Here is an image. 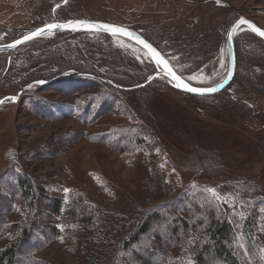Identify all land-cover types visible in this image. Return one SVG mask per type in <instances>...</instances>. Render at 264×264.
<instances>
[{
    "label": "rangeland",
    "instance_id": "obj_1",
    "mask_svg": "<svg viewBox=\"0 0 264 264\" xmlns=\"http://www.w3.org/2000/svg\"><path fill=\"white\" fill-rule=\"evenodd\" d=\"M239 17L264 29V0H0V43L53 21L106 22L133 29L181 76L206 82L226 64L225 36ZM234 46V80L211 96L185 94L166 78L132 89L157 68L139 47L114 36L57 32L0 53V99L33 81L54 80L0 105V192L6 193L5 172L18 168L36 192L31 227L44 229L43 237L22 243L18 264H89L106 255V264H187L202 194L214 199L217 212L223 205L242 218L233 222L236 246L240 253L241 244L249 248L240 233L252 231L257 249L247 258L264 264V42L242 28ZM66 72L87 80L56 79ZM110 95L97 115L83 113V105ZM117 131L124 132L119 147L109 139ZM232 196L235 208L223 200ZM48 198L62 201L60 216ZM3 200L0 208L10 209L0 215V257L27 220L18 191ZM155 210L159 223L126 248ZM176 218L190 225L180 242L172 231Z\"/></svg>",
    "mask_w": 264,
    "mask_h": 264
},
{
    "label": "trees",
    "instance_id": "obj_2",
    "mask_svg": "<svg viewBox=\"0 0 264 264\" xmlns=\"http://www.w3.org/2000/svg\"><path fill=\"white\" fill-rule=\"evenodd\" d=\"M147 39V38H145ZM148 40V39H147ZM149 41V40H148ZM152 43V42H151ZM156 48H158L154 43H152ZM66 81H86V78H77L73 77L71 79H64ZM113 95L107 96L101 100H99L97 105L93 107H89V104L86 103L83 105V113H90L93 116L97 115L104 106L109 105L112 101ZM33 103H38L40 109L43 110V105L41 101H31ZM43 111H46L45 109ZM68 112H72V110H68ZM85 115V114H84ZM83 119H85L83 117ZM110 137L109 139L112 141V144L117 147H119L121 142L124 140L123 135L124 132L122 131H117L113 133H109ZM132 142L134 144L141 145V141H137L136 138L132 139ZM141 143V144H140ZM193 160L190 161V164H192ZM3 187L1 190H4L2 193L0 192V201H4L5 197L7 195H12L15 196L17 191L19 194H21V198L23 199L24 202V210L27 212V220L26 222L18 227V233L19 236L17 238V241L14 242L13 244L9 245L2 251V255L0 257V264H18L19 262V249H22V243L24 241L30 240V237L32 238L34 235L37 236L40 234L41 237H43V231L44 229H41L38 227V225L34 222L32 227L31 223L33 221V218L35 216L33 215V210H34V204L36 202V192L34 191V186L32 182L27 179L22 172L18 168H15L13 170H8L5 172L3 176ZM196 186V185H195ZM201 191L202 190L199 187L198 188ZM188 190V189H187ZM190 190L186 192L187 197L190 194ZM192 195V194H191ZM202 194L199 204L202 205L201 208L204 210H200L197 212V215L199 217V223H198V228L199 230L196 232L197 237L194 238V242L189 244L188 242L185 241L184 245L188 248L192 254V261L188 262L187 264H248V261H250L247 257H245L242 253L239 252L238 245L239 243H235V228L233 226V222L236 219H242L239 217L237 213L234 211H231L227 209L226 206L221 205L223 212L221 213V209L219 208V212L215 210V206L217 203L214 201V199L210 198L208 194ZM181 199V198H178ZM177 199V200H178ZM175 200V201H177ZM186 200V199H185ZM183 199L182 201L185 202ZM47 201H50L52 206H51V211L53 212L54 215L60 216L63 212V204L62 201L60 202L59 200L51 199L48 198ZM178 201V202H182ZM3 207V206H2ZM176 208V207H175ZM182 209V205L180 206ZM10 207L9 205L6 206L4 204L3 208H0V215L6 211L9 210ZM157 210V209H156ZM152 211L150 212V215L147 219H145L142 223V225L131 235L129 240L125 241L124 246L126 248H132L137 245L142 237H145L149 233V229L151 226L156 225L159 223V220L161 219V216L159 215V211ZM84 208H81L80 215L81 217H86L87 212H85ZM71 217H74L73 214H71ZM177 223L175 225V230L173 228V235L177 240L175 242L179 241L182 239V237H179L185 232L190 231V225L187 220L181 219V218H176ZM242 221V220H241ZM246 225V224H245ZM36 227V229H34ZM247 230V229H246ZM40 232V233H39ZM241 232V231H240ZM57 230L54 231L53 236H57ZM252 231L250 233V230H248V234L240 233L244 237V241L246 245L249 247L250 250L253 251L254 248L257 249L255 243H254V236H252ZM36 244V242L33 240L32 245ZM160 254L159 252H157ZM157 258H160V255H158ZM152 259V258H151ZM156 259V258H155ZM154 259V260H155ZM153 260V261H154ZM163 260V259H162ZM161 260V261H162ZM107 263V255L104 256L101 259L96 258V260H92L89 264H106ZM256 263V262H255ZM254 263V264H255Z\"/></svg>",
    "mask_w": 264,
    "mask_h": 264
},
{
    "label": "snow or ice",
    "instance_id": "obj_3",
    "mask_svg": "<svg viewBox=\"0 0 264 264\" xmlns=\"http://www.w3.org/2000/svg\"><path fill=\"white\" fill-rule=\"evenodd\" d=\"M66 2L67 0H65V3ZM217 3H220V0H217ZM57 7H59V5H57ZM53 12H55V8L53 9ZM238 23L239 25L248 24L251 27L252 31L257 33L259 36L264 37V30H261L260 28L256 27L254 24H251L250 21H247L244 18H240ZM69 27H71L73 30H76L77 28H80V27L87 28V29H99L102 27L106 31H110L113 35L120 33V34H125L129 37H134L137 40V42L143 45V47L147 50L146 55L150 57L152 61H154L156 68L159 69L162 66L164 75L168 77L169 82L172 83L173 86L177 89H182L185 92H189V93H193L197 95H205V94L215 93L218 90V88L221 87V85H217L215 87H194L192 86L190 83L191 81L203 83L204 80L201 77H198L196 74H193L186 78L181 75H178L177 71L170 65L169 60L166 59L165 56L162 55V53L158 51L157 48L154 47L151 43L137 36L135 33L129 32L127 29L123 27H117V26L108 25V24L91 23L85 20L68 21L67 23H63V24L49 23V24L44 25V27L42 28H38L35 31L30 32L28 35H24L22 39L16 40L14 43L7 45V47L15 48L17 45L24 43L26 41H30L35 37H39L44 34L51 35L52 34L51 30L53 29H64V28H69ZM235 30L236 29L234 27L232 31L234 32ZM228 39L229 40L232 39L231 32L228 34ZM172 59H176V58L172 57ZM221 67H223V63H221ZM229 75H231V72L229 73ZM151 79H153V77L148 78L149 82L151 81ZM38 83H42V81ZM29 87H31V85H29ZM7 99H10L14 102L16 100V97L13 96ZM2 103L3 101L0 100V104ZM158 151L159 150L157 149V152ZM67 191L68 189H65V192ZM206 191L210 192L213 195V197H215L217 200L222 199L220 194H218L214 188H208L206 189ZM238 195L239 194H237V196ZM223 200H224V203L229 204V206L232 208H235L236 196H232L231 202L227 198H223ZM261 212H264V208H261ZM240 247L242 249V253L246 257L252 255L251 250L247 248L245 245L241 244ZM259 251L260 253L264 254V248H261ZM259 259L264 260V255H262ZM248 264H252V262L248 261Z\"/></svg>",
    "mask_w": 264,
    "mask_h": 264
},
{
    "label": "water",
    "instance_id": "obj_4",
    "mask_svg": "<svg viewBox=\"0 0 264 264\" xmlns=\"http://www.w3.org/2000/svg\"><path fill=\"white\" fill-rule=\"evenodd\" d=\"M240 18H244V17H239L237 18L236 20H234L230 25H229V28L227 30V33H226V36H225V45H226V51H227V55H228V71H227V74L225 76V79L219 84L221 85V87L218 88V90L215 92V93H211V94H205V95H197V94H193V93H189V92H185L183 91L182 89H177L178 91L180 92H183L185 94H190V95H194V96H211V95H215V94H218L220 92H222L224 89H226L230 84L231 82L234 80V77H235V73H236V70H237V61H236V54H235V46H234V42H235V38H236V35L239 33L240 31V28L241 27H245L247 30H249L256 38H258L259 40H261L262 42H264V37H261L259 36L257 33H255L254 31H252L251 27L248 25V24H244V25H239V19ZM246 19V18H244ZM74 20H85V21H89L91 23H98V24H108V25H113V26H117V27H123L125 29H127L129 32H133L135 33L137 36L145 39L141 34L137 33L136 31H134L133 29L129 28V27H124V26H120V25H115V24H109V23H106V22H100V21H92V20H88V19H70V20H67V21H53V22H49V23H67L68 21H74ZM247 21H250L248 19H246ZM251 24H254L256 27L260 28L259 26H257L255 23H253L252 21H250ZM49 23H44V24H41L37 27H32L28 30H25L24 32H22V36L20 35L19 37H15L14 39L8 41V42H5V43H2L0 44V53H9V52H12L13 50H16L18 47L20 46H23L31 41H34V40H37V39H41V38H44L46 36H49L47 34H44V35H41L39 37H35L33 38L32 40L30 41H26L24 43H21L19 45H17L15 48H9L7 47V45L9 44H12L14 43L16 40L18 39H22L24 35H28L30 32L32 31H35L36 29L38 28H42L44 27V25L46 24H49ZM235 27V31L233 32L232 29ZM261 30H264L262 28H260ZM47 31V30H46ZM52 34L53 33H57V32H72V33H96V34H103V35H106V36H114V37H118V38H122V39H126V40H129L131 41L132 43H135V46L139 47L141 50H143L146 54L147 50L143 47V45L139 44L137 42V40L134 38V37H129L125 34H116V35H113L110 31H106L104 28H99V29H87V28H83V27H80V28H77L76 30H73L71 27L69 28H64V29H53L51 30ZM231 32V35H232V39L229 40L228 39V34ZM146 40V39H145ZM147 42H149L148 40H146ZM150 43V42H149ZM154 46V45H153ZM155 47V46H154ZM158 50V49H157ZM160 51V50H158ZM162 53V52H161ZM163 55V53H162ZM166 58V57H165ZM149 59L152 61V59L149 57ZM167 59V58H166ZM154 62V61H152ZM171 65V64H170ZM231 72V75H229V73ZM178 75H180L179 73H177ZM87 77L86 75L82 74V73H77V72H66V73H63L59 76L56 77V79H59V78H64V77ZM149 77H153V79H151L150 82L154 81L155 79H158V78H166L167 79V82H169V79L167 76L164 75L163 73V68L161 66V68L157 69V71L155 73H153L151 76ZM148 77V78H149ZM148 78L146 79L145 82H143L141 85L139 86H136L132 89H138V88H141V87H144L145 85L149 84V80ZM42 83H47V84H51L54 82V80H49V81H46V80H36V81H33L31 83H28L27 85H25L24 87H22L16 95H7L3 98H1L0 100H2L3 102H5L7 100V98H10V97H13L15 96L16 97V100L14 101V103L17 101V99L29 88V85H37V84H41V83H38V82H41ZM170 85L173 86L172 83H170ZM193 86V85H192ZM174 87V86H173ZM194 87H199V86H194ZM215 87V86H213ZM175 88V87H174ZM1 105V104H0Z\"/></svg>",
    "mask_w": 264,
    "mask_h": 264
},
{
    "label": "bare ground",
    "instance_id": "obj_5",
    "mask_svg": "<svg viewBox=\"0 0 264 264\" xmlns=\"http://www.w3.org/2000/svg\"><path fill=\"white\" fill-rule=\"evenodd\" d=\"M242 28H245V27H241L240 30ZM22 34L23 33H20L21 36H22ZM20 35H18L17 37H19ZM120 39H122V38H120ZM122 40H125V42L129 43V45H131V46L135 45V43H132L129 40H126V39H122ZM0 44H2V43H0ZM227 71H228V59H226V64L223 62V69L220 72H218V74H215V76L213 75L214 76L213 78L208 79L206 82H203V83H198L196 81H191L190 83L193 86H199V87H213V86H217L225 79ZM202 79L204 80V78H202Z\"/></svg>",
    "mask_w": 264,
    "mask_h": 264
}]
</instances>
